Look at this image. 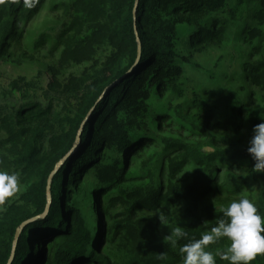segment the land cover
Here are the masks:
<instances>
[{"label":"trees","instance_id":"1","mask_svg":"<svg viewBox=\"0 0 264 264\" xmlns=\"http://www.w3.org/2000/svg\"><path fill=\"white\" fill-rule=\"evenodd\" d=\"M254 1L259 3V8L254 15L256 26L251 29V40L261 38L264 27V0ZM38 2L0 0V58L9 56L15 50L14 43L19 36L18 20L23 17L27 21L38 10ZM87 2L95 8L88 27L93 26L92 33L112 45L111 55L96 63L87 80L76 86L50 82L46 95L52 94L53 99L48 102L30 99L28 91V95L23 94L24 103L18 104L11 112L0 107V170L18 174L19 185L23 188L18 199L10 198L2 203L0 264H9L17 230L31 219L33 221L21 230L10 264H105L100 255L104 225L96 202L100 199L101 189L113 183L117 187L113 186L115 192L107 204L110 216L112 209L118 205H129L132 214L152 213L188 200L203 205L208 199L231 195V191L239 194L247 188L260 191L254 203L264 215V173L253 170L255 161L240 140L233 142L228 139L231 145L228 151L210 154L204 149L213 141L212 138L196 144L158 139L164 152L155 154L143 168L147 171L145 177H149V186L146 189H126L124 198L121 194L124 190L121 184L127 181L124 173L129 156L134 153L136 159H140L145 153L142 142L148 139L149 131L141 132L144 123L140 117L148 112L149 100L156 98L152 88L165 93L167 83L176 84L192 69L201 71L202 67L197 64L194 55L221 36L225 27L221 25L224 19L219 17L220 12L235 18L236 6L231 7L229 0ZM181 23L186 24L180 29L178 25ZM218 24L221 25V33L215 34L213 32ZM82 39L77 43H89L84 53L86 62H91V49L101 43ZM245 69L250 82L264 92V58L246 65ZM206 74L207 78H217L212 72ZM18 82L21 83L22 79ZM26 84L32 85L31 82ZM229 98L225 121L214 127L236 131L243 124L240 115L248 110V103L232 91ZM234 114H237L236 117ZM177 115L181 117L182 113L177 111ZM182 120L195 131L207 133V124L200 127L203 123L188 118ZM253 122H264L263 111L249 114L248 123ZM78 138L79 148L57 170L50 182L51 204L48 214L41 218L48 204L49 178L72 151ZM169 151L176 154L167 157ZM221 155V162L227 169L223 182L219 183L220 174L214 164L218 160L216 157ZM186 166H193V171L182 178L180 172ZM241 166L247 169L248 175L233 171L240 168L244 172ZM164 168L168 178L166 182L160 181V176L166 174ZM91 169H96L94 175L82 182L81 178ZM223 208L215 205L206 210L204 217L180 219L164 240L155 238L152 231L147 230L145 238L149 241L137 253L113 255L120 264L182 261L179 247L186 244V239L191 236L200 238V228L204 223L221 218ZM177 227L185 231L187 237L173 246L169 237L174 238ZM106 234L109 240L115 236L112 229ZM53 238L60 241L54 258L46 261L42 248ZM215 245L220 247L218 253L228 247L221 240ZM216 264L228 262L217 255ZM252 264H264V254L257 255Z\"/></svg>","mask_w":264,"mask_h":264},{"label":"rangeland","instance_id":"2","mask_svg":"<svg viewBox=\"0 0 264 264\" xmlns=\"http://www.w3.org/2000/svg\"><path fill=\"white\" fill-rule=\"evenodd\" d=\"M87 1L39 0L38 10L27 21L23 17L18 20L19 36L14 43L16 48L10 52L9 56L0 58V107L2 109L11 112V109L18 104L24 103L23 94L28 95V91L30 99L37 98L48 102L53 99L52 94L46 95L50 82L60 86L65 84L76 86L87 80L96 63L104 61L111 55L112 45L101 39L100 35L93 34V26L88 27L90 15H95V8ZM229 4L231 7L236 6V17L230 18L226 12H220L219 17L224 19L221 25L225 27L221 36L210 41L211 43L206 44L201 52L194 55L197 64L202 67L201 71L192 69L184 75L185 78L177 80L176 84L167 83L165 93L152 88L156 98L154 100L152 97L150 102L148 101V112L140 117L144 123L141 126V132L149 131L148 139L142 142L145 153H142L140 159H136L134 153L128 158L124 173L127 181L121 184L124 189L121 191L123 198L126 196V189L136 187L146 189L149 186V177H145L147 171L143 168L155 154L160 155L164 152L161 141L158 139L196 144L212 138L213 141L204 149V152L210 154L228 151L231 148L228 139L233 142L240 140L243 146L249 148L253 129L258 125L255 122L248 123L249 114L257 111L264 113V92L250 82L245 66L264 58V27L261 38L251 40L250 32L256 26L254 15L259 8V3L254 0H243L242 3L240 0H229ZM185 24L181 23L178 27L181 29ZM221 25L218 24V28H215L213 33L220 34ZM82 38L90 39L89 42L101 43L94 45L91 49V62H86L87 56L84 53L89 43L85 40L83 43H77V40H83ZM210 72L216 75L215 80L207 78L206 73ZM20 79H22L21 83L18 82ZM15 82L17 85H14ZM26 82H31L32 85ZM87 83L91 82L87 81ZM230 91L248 103V110L240 115L243 124L236 131L225 127H214L225 121V114L229 110ZM177 111L182 113L181 117L177 115ZM236 115L234 114V117ZM163 118L166 120L163 121ZM183 118L199 124L203 123L200 127H205L207 124V133L195 131L191 125L183 122ZM110 151L113 152L112 150L108 152ZM175 154L176 152L169 151L166 156ZM221 157L222 155L220 158L217 156L218 160L214 164L220 174L219 183L223 182L227 169L221 162ZM232 159L229 154V160L232 161ZM241 167L244 169V166ZM239 169L233 171L248 175L246 168L243 170L246 173ZM192 171L193 166H186L181 170L180 177L185 178ZM95 172L96 169L88 170L81 178L82 182L89 180ZM161 180L164 182L168 180L167 172L160 176ZM113 186L117 187V184L113 183L102 188L100 199L96 202L97 208L101 209L100 215L104 225V242L100 255L102 254L105 259V264H120L113 254L124 256L128 253H137L140 247L145 246L149 241L145 238L147 230H151L155 238L164 240L171 231L173 232L176 223L184 217H204L206 210L215 205L226 207L230 202L241 197L249 198L254 202L260 195L257 188H247L239 194L231 191V195L208 199L203 205L188 200L169 208H160L152 213L132 214L129 205H118L112 209L110 216L107 212V204L110 196L115 192ZM22 192L23 188L19 185L18 192L11 198L18 199ZM3 209L4 206L0 203V212ZM216 222L204 223L199 234L210 231ZM110 229L115 236H111L109 240L106 233H109ZM195 237L187 238L186 243L192 239H199ZM49 241L51 242H45L42 248L46 261L54 258L56 246L60 240L53 238ZM221 241L227 246L230 243L226 239ZM217 246L210 245L209 250L218 253L217 250L220 247ZM165 264H182V261L169 260Z\"/></svg>","mask_w":264,"mask_h":264},{"label":"clouds","instance_id":"3","mask_svg":"<svg viewBox=\"0 0 264 264\" xmlns=\"http://www.w3.org/2000/svg\"><path fill=\"white\" fill-rule=\"evenodd\" d=\"M248 153L255 161L253 170L264 173V122L254 127ZM19 183L18 174L0 170V203L18 192ZM186 237L187 233L177 227L174 238L169 239L176 246ZM221 239L230 242L224 251L214 253L209 250L210 245ZM179 252L182 264H216L217 255L228 264H252L257 255L264 254V215L249 198L233 200L222 209L221 218L210 231L180 246Z\"/></svg>","mask_w":264,"mask_h":264},{"label":"water","instance_id":"4","mask_svg":"<svg viewBox=\"0 0 264 264\" xmlns=\"http://www.w3.org/2000/svg\"><path fill=\"white\" fill-rule=\"evenodd\" d=\"M134 16H135V18L137 17V10L135 9V12H134ZM140 53H141V48L139 47V55H140ZM138 65V63L134 66V68L136 67ZM133 68V69H134ZM132 69V70H133ZM131 70V71H132ZM103 97V96H102ZM102 97H101V99H102ZM101 99H99L98 100V102L101 100ZM95 108L96 107H94L92 110H91V112H90V114L91 113H93V111L95 110ZM79 142H80V138H78L77 139V143H76V145H74V147H73V149H72V151L57 165V167H56V169H55V171L51 174V176H50V178H49V184H48V187H47V195H48V204H47V208H46V210H45V212L42 214V216H41V218H44L47 214H48V212H49V208H50V204H51V197H50V190H51V185H50V182H51V180L53 179V177H54V174L57 172V170L60 168V167H62V166H64L66 163H67V161H68V159H69V157L72 155V154H74V152H76L77 151V149L79 148ZM31 221H33V219H31L30 221H28V222H25V223H23L22 224V226H21V228H19L18 230H17V233H16V236H15V241H14V246H13V250H12V254H11V258H10V260H9V264L12 262V260H13V258H14V256H15V253H16V249H17V245H18V239H19V236H20V233H21V230H22V228H24L29 222H31Z\"/></svg>","mask_w":264,"mask_h":264}]
</instances>
